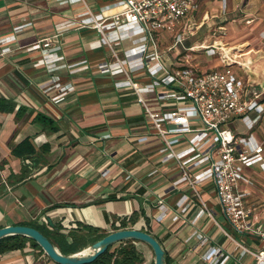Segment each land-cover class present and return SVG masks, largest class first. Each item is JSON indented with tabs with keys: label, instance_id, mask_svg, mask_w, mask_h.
Returning <instances> with one entry per match:
<instances>
[{
	"label": "crops",
	"instance_id": "crops-1",
	"mask_svg": "<svg viewBox=\"0 0 264 264\" xmlns=\"http://www.w3.org/2000/svg\"><path fill=\"white\" fill-rule=\"evenodd\" d=\"M117 3L0 0V99L13 105L12 110L0 112V228H36L60 253L71 255L124 224L123 229L150 234L164 250L166 264H256L245 251L257 253L264 250V244L251 231L232 229L210 182L198 184L196 192L185 184L175 185L180 176L177 164L162 152V143L136 94L123 83L125 75L102 70L112 71L117 59H128L137 45L136 28L108 31L109 42L102 44L101 35L80 26L79 18L86 12L84 5L92 14L107 17L117 12ZM207 16L202 17L199 2L198 10L190 15L196 24L201 21L196 31ZM195 34L184 31L179 48L172 47L171 35H156L167 69L185 66L181 57L198 47L194 46L197 42H190ZM44 38H50L46 50L31 49ZM248 49L245 44L227 51L220 46L215 56L206 54L217 63L210 70L222 69V52L230 58L231 51L240 55ZM252 57L247 59L249 71L262 72L256 76L259 83L264 82V53ZM45 58L48 63L42 62ZM233 67L243 78L240 68ZM128 76L139 87L152 81L141 70ZM166 93L158 88L142 97L153 110L167 111L176 103L155 99ZM260 103L264 107V94ZM37 113L50 122L36 120ZM261 117L264 123V113ZM227 128L236 136H240L239 128L246 129L240 119ZM188 137L175 136L174 149H185ZM243 137L264 148V133L249 132ZM22 142L24 152L17 154L14 150ZM256 166L244 169L253 184L240 187L249 193L245 205L252 210L250 223L264 226V169ZM197 172L190 167V174ZM65 229L69 239L61 232ZM124 244L116 243L110 251ZM131 245L143 257V264H153L149 246L138 241ZM0 264L56 263L27 244L0 254Z\"/></svg>",
	"mask_w": 264,
	"mask_h": 264
},
{
	"label": "built area",
	"instance_id": "built-area-1",
	"mask_svg": "<svg viewBox=\"0 0 264 264\" xmlns=\"http://www.w3.org/2000/svg\"><path fill=\"white\" fill-rule=\"evenodd\" d=\"M84 8L86 12L79 18L80 26L100 34L102 44L109 42L105 38L108 31L136 28L137 45L126 56L128 59H117L112 71L108 68L102 70L125 75L123 83L136 94L156 137L162 143V152L177 164L180 176L175 185L185 184L196 192L198 184L210 182L222 214L232 229L238 233L251 231L264 244V226L250 223L252 210L245 205L249 193L240 187L242 183L246 186L253 184L252 179L244 175V169L254 165L264 169V148L252 144L249 138L234 135L227 128L230 122L240 119L247 130L252 129L264 113L260 103L261 93L251 91L256 89V85L245 83L234 73L232 64H229L231 59L224 52L219 55L222 69L204 73L188 66L169 70L162 62L156 35H171L172 47L181 44L184 25L198 10V0H118L117 12L107 17L92 14L85 5ZM49 46L50 38H44L31 49L44 51ZM199 48L210 57L218 54V46L213 44ZM42 62L48 63V60L45 58ZM235 64L240 65L238 62ZM140 70L152 77L146 87H139L128 76ZM158 88L166 89L167 93L157 95L155 99L175 102L173 109L153 110L150 102L142 97L144 93H155ZM249 92L251 95H248ZM194 124L199 127L193 128ZM177 135H189L185 149L180 151L174 149L178 141L174 137ZM190 167L198 172L190 174ZM205 212L211 216L210 211ZM61 232L68 236L67 229ZM245 252L255 258L256 264H264V250Z\"/></svg>",
	"mask_w": 264,
	"mask_h": 264
},
{
	"label": "rangeland",
	"instance_id": "rangeland-1",
	"mask_svg": "<svg viewBox=\"0 0 264 264\" xmlns=\"http://www.w3.org/2000/svg\"><path fill=\"white\" fill-rule=\"evenodd\" d=\"M206 2L203 4V2ZM201 5L202 17H205L203 25L198 29L197 24L191 21H187L184 25V31L187 34L192 35L196 33L194 37L190 39V42H197L198 46L192 52H187L181 57L182 63L185 66L193 67L199 72L204 73L206 70H210L211 66H215L217 63L215 60H209L204 49L199 48L203 44L205 45H218L228 50L231 46L245 44L249 45V49L245 53L240 52L238 55L236 52L230 54L229 64H232L233 68H238L241 73H244L242 80L247 83H253L258 89L264 83H259V79L256 74L261 76L262 72L249 71L248 68L243 65H237L236 62L244 63L250 56L256 52L264 53V0H198ZM208 12V13H205ZM203 20V19H202ZM183 31V33H184ZM184 37V36H183ZM220 45V46H219ZM179 48V44L174 46ZM243 53V54H242ZM235 54V55H234ZM242 56V57H241ZM210 57V56H209ZM253 58V57H252ZM213 59V58H210ZM255 59V57L253 58ZM261 61V60H260ZM240 64V63H239ZM256 78H254V77ZM252 77V78H251ZM264 94V91L261 92ZM262 118V117H261ZM258 125H261L259 129ZM252 132L255 136H259L260 132L264 133V123L257 121L254 125ZM240 136H247L249 132L246 129L239 128ZM257 166L254 165L251 168L255 169ZM120 230V229H119ZM117 231V230H112ZM69 238V236H67ZM66 237V238H67Z\"/></svg>",
	"mask_w": 264,
	"mask_h": 264
},
{
	"label": "water",
	"instance_id": "water-1",
	"mask_svg": "<svg viewBox=\"0 0 264 264\" xmlns=\"http://www.w3.org/2000/svg\"><path fill=\"white\" fill-rule=\"evenodd\" d=\"M261 93L264 91V85L257 89H251ZM251 95V92L248 93ZM51 224L50 221H48ZM8 236H23L34 241L43 251V253L56 264H91L109 246L123 241L131 240L146 244L153 252V264H166L165 253L160 244L148 233L135 229H121L106 234L103 238L93 242L82 251L64 255L58 251L51 241L39 230L30 226L10 225L0 228V239Z\"/></svg>",
	"mask_w": 264,
	"mask_h": 264
},
{
	"label": "trees",
	"instance_id": "trees-1",
	"mask_svg": "<svg viewBox=\"0 0 264 264\" xmlns=\"http://www.w3.org/2000/svg\"><path fill=\"white\" fill-rule=\"evenodd\" d=\"M12 107L13 105H10V103L0 99V112L12 110ZM35 119L46 125L50 122V119L39 113H37ZM23 147H25L24 142H22L14 151H17V154L23 153ZM22 156L25 157V155ZM124 227L125 225L121 224L119 227H113V230L123 229ZM104 236V234L98 235L96 239L99 240ZM131 242V240L121 242L125 243L124 246H121L114 251H110L112 246H109L106 251L91 264H143V257L137 254L134 246L131 245ZM27 244L42 251L34 241L26 237L8 236L0 239V254L11 250L22 249Z\"/></svg>",
	"mask_w": 264,
	"mask_h": 264
},
{
	"label": "bare ground",
	"instance_id": "bare-ground-1",
	"mask_svg": "<svg viewBox=\"0 0 264 264\" xmlns=\"http://www.w3.org/2000/svg\"><path fill=\"white\" fill-rule=\"evenodd\" d=\"M240 63V65H243L244 67H247L248 65H249V62L248 61H245L244 63H242V62H239ZM249 70V69H248ZM253 73H254V70H253ZM254 77V76H253ZM252 78V77H251ZM254 78H256V77H254ZM262 80H264V79H262ZM262 83H264V82H262Z\"/></svg>",
	"mask_w": 264,
	"mask_h": 264
}]
</instances>
